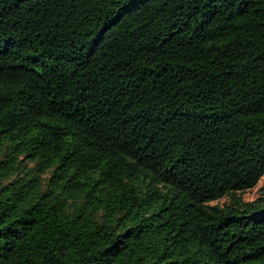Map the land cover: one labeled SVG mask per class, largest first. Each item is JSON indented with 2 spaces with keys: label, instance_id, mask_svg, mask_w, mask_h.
<instances>
[{
  "label": "trees",
  "instance_id": "16d2710c",
  "mask_svg": "<svg viewBox=\"0 0 264 264\" xmlns=\"http://www.w3.org/2000/svg\"><path fill=\"white\" fill-rule=\"evenodd\" d=\"M263 178L264 0H0V264H264Z\"/></svg>",
  "mask_w": 264,
  "mask_h": 264
},
{
  "label": "rangeland",
  "instance_id": "374dc122",
  "mask_svg": "<svg viewBox=\"0 0 264 264\" xmlns=\"http://www.w3.org/2000/svg\"><path fill=\"white\" fill-rule=\"evenodd\" d=\"M263 194H264V178H263V180L259 183V185L256 188H254L251 191L245 192V193H243L241 195H242V198L245 201H253V200L259 198L260 196H262ZM227 202H228L227 199H223V200H221V201H219L217 203L221 204V205H224Z\"/></svg>",
  "mask_w": 264,
  "mask_h": 264
}]
</instances>
